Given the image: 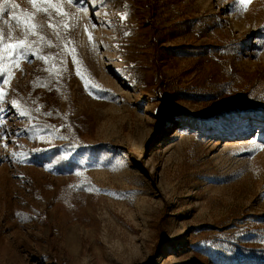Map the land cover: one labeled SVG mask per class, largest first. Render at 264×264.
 Returning a JSON list of instances; mask_svg holds the SVG:
<instances>
[{"label": "rangeland", "instance_id": "374dc122", "mask_svg": "<svg viewBox=\"0 0 264 264\" xmlns=\"http://www.w3.org/2000/svg\"><path fill=\"white\" fill-rule=\"evenodd\" d=\"M62 8L0 62V264H264V0Z\"/></svg>", "mask_w": 264, "mask_h": 264}, {"label": "snow or ice", "instance_id": "6c2138e0", "mask_svg": "<svg viewBox=\"0 0 264 264\" xmlns=\"http://www.w3.org/2000/svg\"><path fill=\"white\" fill-rule=\"evenodd\" d=\"M30 2L33 5L34 12L24 16L23 21H21V18L17 16L16 12L14 11L18 7V5L14 2V0H0V22H2V25H7L11 27L9 20H5L3 17L5 13L12 10L10 12L11 20L15 21L17 24L23 22L25 26L24 39H20L14 44L8 42L10 37L5 36L4 28L3 26H0V62L4 61L6 57H11L12 63L15 64L17 62L18 57L27 59L30 56L33 57L35 56V52H33L32 49L35 47L37 41L29 40L27 38L29 33L32 32V34L38 36L39 42H45V37L40 34L43 26L32 22V18L36 15V13H43L44 15L47 16L49 21L48 26L54 28V30L56 31L57 39H62L61 28L65 30L68 28L67 24L61 25L59 22H56L55 24L52 22V17H53L52 10H54L55 14L57 16H60L62 19L70 15L69 12L64 11L62 8V4L64 3V0H30ZM237 2L241 6H246L250 2V0H237ZM67 3L68 4L75 3L80 5L84 3V0H67ZM88 3H91L93 7L96 6V0H88ZM126 15L127 14H125V17L122 18H126ZM107 23L110 24L111 22H107ZM89 39L90 41L92 39L91 33H89ZM38 58L44 59L45 62H47L48 60V57L41 56ZM73 63L77 65V74L81 75L82 79H85V84L87 87L89 85V78H86L84 74L80 72L81 62L76 58L74 50H73ZM4 71L5 69L2 67V65H0V74H3ZM8 75L9 77L11 76L10 69L8 70ZM7 82L8 81L6 80L5 83ZM91 86L94 88H98L99 91H105V92L110 91L107 89L99 88L95 83H92ZM3 96H4V92L2 89H0V99H2ZM12 103L14 106L18 107L15 101H13ZM35 151H40V150L36 149ZM13 155L16 154L13 153Z\"/></svg>", "mask_w": 264, "mask_h": 264}, {"label": "trees", "instance_id": "16d2710c", "mask_svg": "<svg viewBox=\"0 0 264 264\" xmlns=\"http://www.w3.org/2000/svg\"><path fill=\"white\" fill-rule=\"evenodd\" d=\"M189 121L190 120H187L188 125H196L195 124L196 122H191V121L189 122ZM40 155L43 156L44 158H46L48 161H53L56 164L57 168L63 172H67L70 169L78 167L77 163H75L71 160L64 159L60 155L58 148H54L52 150H47V151H41ZM72 184H75V183L68 182V183L63 185V188H62L63 192L60 195V199L65 198L64 195H67L69 192L72 193V191H73ZM76 185H79V184H76ZM80 186H82V185H80Z\"/></svg>", "mask_w": 264, "mask_h": 264}, {"label": "bare ground", "instance_id": "6f19581e", "mask_svg": "<svg viewBox=\"0 0 264 264\" xmlns=\"http://www.w3.org/2000/svg\"><path fill=\"white\" fill-rule=\"evenodd\" d=\"M181 132H182V128H176L170 134H172L171 137L174 138V137H177L178 135H180ZM216 142L217 143H237V144L242 143L240 139H225V140H223L221 138L218 139Z\"/></svg>", "mask_w": 264, "mask_h": 264}]
</instances>
